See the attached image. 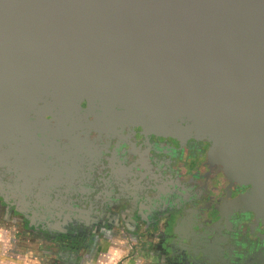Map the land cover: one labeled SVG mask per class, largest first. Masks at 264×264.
<instances>
[{
  "label": "water",
  "instance_id": "95a60500",
  "mask_svg": "<svg viewBox=\"0 0 264 264\" xmlns=\"http://www.w3.org/2000/svg\"><path fill=\"white\" fill-rule=\"evenodd\" d=\"M84 101L102 130L208 142L209 163L250 186L225 210L264 214V0H0V170L6 144L37 152L38 121ZM178 215L150 231L170 264H192Z\"/></svg>",
  "mask_w": 264,
  "mask_h": 264
},
{
  "label": "flooded vegetation",
  "instance_id": "af4514ba",
  "mask_svg": "<svg viewBox=\"0 0 264 264\" xmlns=\"http://www.w3.org/2000/svg\"><path fill=\"white\" fill-rule=\"evenodd\" d=\"M95 113L88 104L87 111L74 114L73 118H52L49 126L38 121L40 138L35 153L27 147L15 151L6 144L10 158L0 173L3 177L14 174V182L5 184L0 197L16 204L8 205L0 200V213L2 218L7 213L8 219L16 213L24 240H46V246L53 252L68 247L79 253L87 248L90 227H86L83 207L93 192L105 209L113 211L112 219L115 215L120 219L125 217L127 232L134 233L141 225L149 229L158 223V218L177 212L178 219L186 218L179 221L177 229L183 237L196 239L192 250L204 256L207 264H264V214L225 210L250 186L229 181V188L217 198L212 192V182L216 181L215 172L221 169L208 159L209 169L203 167L209 149V145L202 143L205 141H180L147 134L137 125L123 128L118 122L102 130ZM90 116L94 117L92 123L88 121ZM93 131L98 133L95 142L89 140ZM101 138L109 142L101 146ZM112 140L115 141L111 144ZM123 144L128 146L119 152ZM5 168L7 171H3ZM181 169L184 175L193 178L191 185L177 178ZM216 183L218 186L219 181ZM75 198L78 208H82L77 211L79 218L70 207L69 201ZM153 202L155 209L146 216L145 208ZM216 207L222 209L221 217L214 210ZM208 211L211 223L206 224L202 219L196 222V216ZM195 225L200 228L193 230ZM160 228L163 230L164 225ZM57 259H60L58 255L52 264H65Z\"/></svg>",
  "mask_w": 264,
  "mask_h": 264
},
{
  "label": "clouds",
  "instance_id": "9594fccd",
  "mask_svg": "<svg viewBox=\"0 0 264 264\" xmlns=\"http://www.w3.org/2000/svg\"><path fill=\"white\" fill-rule=\"evenodd\" d=\"M82 111H87L88 102L84 101L81 104ZM119 111V109H118ZM34 119V117H33ZM48 122H52L51 116L44 118ZM94 117H89V123H92ZM136 129H141L137 127ZM155 137V136H153ZM37 138L40 136L37 134ZM98 133L93 131L89 135L90 141H97ZM115 140L111 141L112 142ZM108 139L101 138L99 144L101 146L107 144ZM210 145L208 142H202ZM127 144L121 145L119 152ZM128 146V145H127ZM211 148V145H210ZM206 152V159L203 161V167H207V159L209 151ZM119 154V153H118ZM3 171H7L5 168ZM216 181H219L217 186L216 181L212 182V192L217 198H219L229 188V180L222 171H217ZM208 173L205 172L206 176ZM180 180L191 185L193 178L191 176L184 175V170L181 169L180 174L177 176ZM210 181L213 180L212 176H209ZM14 182V174L6 175L4 177V183L9 184ZM233 188L231 189V191ZM8 205L16 204L14 200L6 201L3 197H0ZM155 209V202L152 206L145 208L144 214L150 215ZM16 213H12V218H7V213L4 218H0V264H52L53 260L57 258V255L62 259L65 264L70 261L71 264H162L160 257L154 252V247L148 245L146 242H142L137 236H129L126 232L118 226L113 229L105 226L102 233L94 235L89 240L88 247L77 252H64L61 254H54L46 246L47 241L43 239H37L34 241H25L22 235V229L20 222L15 218ZM47 222H51L50 220ZM179 220L176 223L175 228L178 225ZM130 227V226H129Z\"/></svg>",
  "mask_w": 264,
  "mask_h": 264
},
{
  "label": "crops",
  "instance_id": "0c3cea01",
  "mask_svg": "<svg viewBox=\"0 0 264 264\" xmlns=\"http://www.w3.org/2000/svg\"><path fill=\"white\" fill-rule=\"evenodd\" d=\"M90 189H91V191H93L92 190V186H90ZM91 195L92 196L90 197V200L87 201L86 205L83 207V213H84L83 217L87 220L86 227H90V230L88 231L89 232L88 233L89 236H88V239L86 240V242H89V240L92 239V237L94 235V232H97L99 234L102 233L104 228H105V226H108L109 228L115 229L118 226V222H119L120 229L124 230L127 235H129V236H137L142 242H146L148 245L154 247L153 250L160 257L162 264H170V262L168 260L169 258L161 250V248L159 247V244L157 243V241L155 240V238H153V235L151 234V231L154 232L153 229H155L156 224L153 227H151V225H150V227H148L149 229H146L147 226L141 225L143 227H140L138 230H135L134 233L127 232V229H126L127 226H125L124 223H123V220L125 219V217L124 218L122 217L120 219L117 215H115L114 219H112L113 216H114V213H112L113 211H110V210H107V209L104 208V204H102L101 199L99 198V196H96L95 194H93V192H92ZM77 201H78V199L75 198L74 200H72V201L70 200L69 202H70L71 210L74 212L75 217L79 218L78 214H77V211H79L80 209L82 210V208H80V207L78 208V202ZM205 214H207V213H204L200 217L196 216V222L199 223L200 222L199 219L204 220L203 216H205ZM182 219L186 220L185 217L182 218ZM182 219H180V220H182ZM113 220H114V222H113ZM187 220H189V219H187ZM76 223L78 224V222H76ZM130 225H131V222H130ZM173 227H175V226H173ZM197 228H198V225H195L193 230H195ZM176 229H177V227H176ZM92 230H93V232H92ZM73 231H74L73 233H75L77 231V229L73 230ZM177 232L179 234L181 233L179 231V228L177 229ZM178 244H179L180 250H189L190 254H192V256H193V260L191 261V262H193L192 264H197L198 261H200L199 262L200 264H201V262L203 263V262L207 261L204 258V256H200L199 254H195V251H193L192 247H191L193 244H190V243L185 242L183 240L180 241ZM67 248H64L65 251L63 249H58L55 252H53V251L52 252L56 253V254L57 253L61 254V253H64L66 251H68V252H73L74 251V248H72V249H69V248L67 249ZM57 260H62V259H57ZM59 264H61V263H59ZM205 264H207V262Z\"/></svg>",
  "mask_w": 264,
  "mask_h": 264
},
{
  "label": "rangeland",
  "instance_id": "374dc122",
  "mask_svg": "<svg viewBox=\"0 0 264 264\" xmlns=\"http://www.w3.org/2000/svg\"><path fill=\"white\" fill-rule=\"evenodd\" d=\"M0 203H2V202H0ZM0 218H2V213H0ZM25 241H27V240H25ZM64 250V249H63ZM65 251V250H64Z\"/></svg>",
  "mask_w": 264,
  "mask_h": 264
}]
</instances>
